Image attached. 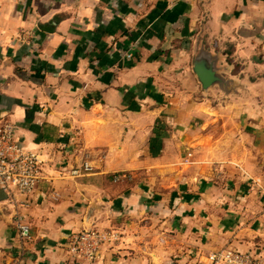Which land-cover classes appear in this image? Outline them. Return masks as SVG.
Listing matches in <instances>:
<instances>
[{
  "label": "crops",
  "instance_id": "crops-1",
  "mask_svg": "<svg viewBox=\"0 0 264 264\" xmlns=\"http://www.w3.org/2000/svg\"><path fill=\"white\" fill-rule=\"evenodd\" d=\"M205 10L208 40L264 73V0H0V126L46 160L31 194L0 190V264H83L69 247L91 202L105 207L91 226L121 231L91 264L264 255V79L260 101L203 93Z\"/></svg>",
  "mask_w": 264,
  "mask_h": 264
},
{
  "label": "built area",
  "instance_id": "built-area-1",
  "mask_svg": "<svg viewBox=\"0 0 264 264\" xmlns=\"http://www.w3.org/2000/svg\"><path fill=\"white\" fill-rule=\"evenodd\" d=\"M14 126L3 122L0 126V190L14 198V194L29 195L34 192L44 179L45 159L39 154L19 145L15 140ZM90 171L86 164L69 170L70 176L77 177ZM129 172L113 176L114 182L130 181ZM18 240L29 239L31 227L17 215L14 222ZM125 228H122V232ZM121 231L116 228L92 225L76 233L71 240L69 254L80 259L83 264H91L100 254L103 246L119 240ZM202 264H264V255L252 252H238L230 247L207 254Z\"/></svg>",
  "mask_w": 264,
  "mask_h": 264
},
{
  "label": "water",
  "instance_id": "water-1",
  "mask_svg": "<svg viewBox=\"0 0 264 264\" xmlns=\"http://www.w3.org/2000/svg\"><path fill=\"white\" fill-rule=\"evenodd\" d=\"M204 12L191 60V70L201 90L205 94L215 93V99L222 106L245 100L260 101L259 84L264 73L249 71L245 55L235 44L221 43L218 36L208 40L209 19L208 12ZM104 212V206L91 202L84 218L85 228H89Z\"/></svg>",
  "mask_w": 264,
  "mask_h": 264
}]
</instances>
